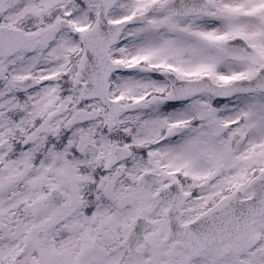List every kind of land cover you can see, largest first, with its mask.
Masks as SVG:
<instances>
[{"label":"snow or ice","instance_id":"1","mask_svg":"<svg viewBox=\"0 0 264 264\" xmlns=\"http://www.w3.org/2000/svg\"><path fill=\"white\" fill-rule=\"evenodd\" d=\"M0 264H264V0H0Z\"/></svg>","mask_w":264,"mask_h":264}]
</instances>
